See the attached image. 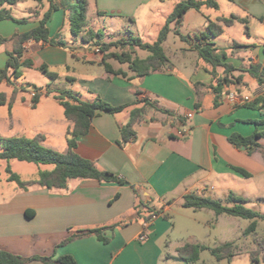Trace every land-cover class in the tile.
<instances>
[{
  "label": "crops",
  "instance_id": "0c3cea01",
  "mask_svg": "<svg viewBox=\"0 0 264 264\" xmlns=\"http://www.w3.org/2000/svg\"><path fill=\"white\" fill-rule=\"evenodd\" d=\"M52 1L57 8L48 21L50 35H60L66 45L35 40L24 42L22 60L32 59L34 65L22 66V76L13 84L2 81L10 87L11 94L9 96L5 91L0 94H6L5 104L11 100L12 108L20 90H25L28 85L33 84L31 89L40 85L36 105L32 103L31 89L28 100L20 97L22 105L33 106L36 110L34 113L28 111V116L37 118L36 122L28 121V129L35 135L42 131L43 144L60 152L69 150L68 140L72 137L70 131L74 122L66 118L64 106L54 96L56 93L68 90L84 101L101 98L114 106L128 104L114 113H98L88 132L77 138L76 147L81 157L92 161L101 170L114 173L123 182L72 178L65 188H47L39 183L23 188L18 184V187H9L8 192L5 186H1L0 249L25 258H57L71 254L78 264H207L203 258L205 250L196 262L180 258L178 247L185 243L174 245L176 218L183 213L181 210L190 209L183 206L184 196L189 193L221 200H226L231 192L249 197L246 181L257 179L260 184L259 180L264 179V111L252 108L248 103L234 106L226 99L229 91L249 95L253 100L264 95V85L247 71L251 64L264 67V44L254 48L241 43L221 45L223 41H233L228 29L236 23L245 24L248 35L249 23L264 24V0L231 1L230 15L246 18L247 23L236 20L226 25L219 19L228 16L216 17L215 22L223 31L217 36L211 35L208 41L214 43L217 53L225 54L223 62L234 66L235 70L227 76L233 81L237 76L242 77L240 82L222 86L217 101L212 88L216 82L209 71L211 65L199 58L195 41H187L183 51L179 50L182 55L176 57L178 61L170 60V67L144 76L127 72L124 63L116 58L118 63L113 64L111 58L107 59L114 69L126 74L118 75L106 69L103 63L105 52L96 44L98 37L86 42L82 38L85 32L76 36L71 32L70 20L66 25L70 0ZM88 1L89 15L91 4ZM94 1L98 15L111 14L134 20L162 10L160 17L164 21L182 0ZM50 6V0H20L6 5L14 19L0 21V37L6 39L0 40V69L6 67L9 52L17 47L18 35L36 28ZM191 10L196 9H190L184 19ZM207 21L208 25L213 20ZM163 25V22L158 24L159 32ZM88 26L86 31L91 29L98 33V28ZM262 39L264 41V35ZM250 51L253 57L247 54ZM242 54L245 57H239ZM41 65H46L57 76L53 78L41 71ZM178 66L188 67L189 74L176 72ZM39 72L42 75H38ZM217 74L225 76V68L219 66ZM247 75L254 80L253 92L240 88L250 86ZM137 91L142 92V100L136 101ZM143 99H149L153 105L146 104ZM141 108L133 124V134L124 141L123 128L130 122L132 111ZM0 119L9 129V136H20L21 129H15L16 125H24L20 116L16 119L11 110L8 117L4 115ZM256 132L261 134L257 139L261 146L251 152L230 141L231 135L248 137ZM234 167L244 168L250 176ZM263 189H257L256 193ZM153 210L159 211L158 218L147 229L148 237L141 241L139 235L143 231L144 219ZM205 210L194 212H207ZM207 214L213 220L216 218V224L223 218L232 220L231 217H236L217 216L214 211ZM192 220L202 221L195 217ZM97 227H105L102 235L106 241L96 234H86L63 243L81 230ZM193 241V244L199 243ZM224 259L215 258L217 262ZM25 264L44 262L35 259L27 260Z\"/></svg>",
  "mask_w": 264,
  "mask_h": 264
},
{
  "label": "trees",
  "instance_id": "16d2710c",
  "mask_svg": "<svg viewBox=\"0 0 264 264\" xmlns=\"http://www.w3.org/2000/svg\"><path fill=\"white\" fill-rule=\"evenodd\" d=\"M20 0H0V21L5 18L14 17L11 15L10 11L6 8V5L16 4ZM41 1V0H38ZM235 1V0H229ZM51 6L43 18L40 20V24L23 34H19L17 38V47L9 52V59L7 61L6 67L0 69V82L7 80L10 83H14L15 79L22 76L21 67H33L34 62L32 59H24V47L23 43L31 40L42 41L46 43L56 44L65 46L66 41L61 38L60 35L51 36L48 27V21L50 19L51 13L57 8V5L50 0ZM203 7L208 8H219L218 0H182L176 4L172 13L167 17L165 24L161 28L158 38L155 42H143L139 38H130L129 44L139 46L140 48L147 50L150 54L144 58H134L133 52H108L109 48L117 46L115 42L106 44L101 43L100 32L96 33L93 30H87L88 22V0H74L73 5H69V20L71 23V32L74 35H80L85 32L82 36L83 40L90 42L97 39L96 44L100 45V49L105 52L103 58V63L106 69L115 74H121L126 76L122 70H116L107 61L109 58H116L121 63H128L131 71L138 76H144L152 71L162 70L164 68L170 67V57L168 56L163 44L167 40L168 35L175 30L182 40L185 41H195L196 49L198 51L199 58L205 60L211 65L209 69L212 74L216 84L212 85L213 91L216 94V101L222 94V86L227 85L231 82H240L241 75L237 76L233 81L227 75L231 74L235 68L233 65L223 62L222 58L225 54L220 55L217 53V49L214 47V43L208 41L212 36H217L222 33L223 28L215 21L209 22L207 25V30L195 35H184L178 28L179 25L183 23L185 14L190 9H196L200 11ZM226 25L233 24L236 20L243 23H247L246 18L238 17L234 14L228 17H220ZM0 40L5 41L6 39L1 38ZM222 66L225 68V76H220L217 74V68ZM40 70L55 78L56 73L50 72L46 65H41ZM252 76H254L261 85H264V67L260 64H251L247 70ZM200 84V83H197ZM18 89V88H17ZM35 90L39 88L34 86ZM15 93V92H14ZM140 91H137L136 101L141 99ZM55 98L64 106L65 116L67 119L74 122V127L70 131L72 137L68 140L69 150L67 152H60L49 148L43 144L45 137L42 134H38L33 138H27L24 136H3L0 134V160H12L17 159L25 162H32L37 164H47L53 165L52 170H44L40 172V176L36 180L23 181L20 179L17 173L13 172L10 167H7L8 180L17 182L21 187L25 188L30 184L39 183L47 188H65L67 187L69 179L72 178H92L99 181L112 182L118 181L123 182L118 176L108 170H101L92 161L81 157L76 152L77 138L80 135L86 134L91 126L92 119L101 111L107 112H117L123 110L128 104L114 106L101 98L89 102L82 100L76 93L68 90H62L56 93ZM38 95L34 98L33 104L36 105L38 102ZM146 104H152L149 99H143ZM7 101V96L5 93L0 94V102L5 104ZM153 105V104H152ZM252 108L264 111V95L256 97L253 101L247 104ZM141 109H135L132 111V117L130 122L123 128V140H128L133 134V124L136 118L141 113ZM164 112L170 113V111L163 109ZM261 136L258 132L254 135L244 137L239 134L231 135L230 141L237 146H244L248 151L255 150L261 145L257 139ZM237 171L241 172L245 176H250L248 171L241 167H234ZM232 205L225 204L223 200L212 198L209 196H203L196 193H189L184 196L183 206L187 208L194 209H211L216 215L228 214L231 216L247 218L251 220V223L245 230V235H250L256 232L258 220H264V214L258 211L245 207L242 203L247 200L246 197L242 195H237L231 192L226 199ZM152 214H158L159 211H151ZM151 215V214H150ZM149 215V216H150ZM147 216L146 218H148ZM105 227H97L88 230H81L73 234L68 239L64 240L63 243L71 240L74 237L83 236L86 234H96L102 240L106 241V237L102 235V231ZM258 249L248 251L251 257V264H260L261 258L260 254L264 251V237L257 242ZM234 243L226 242L219 244L216 247H208L200 243H185L178 247V253L181 259L186 262H196L201 257V252L209 249L211 253L218 259L228 258L231 259L236 255L233 251ZM41 260L44 264H78L74 256L71 254L61 255L57 258L53 256H35L31 258H25L20 255L14 254L7 250L0 249V264H25L27 260ZM264 259V255H263Z\"/></svg>",
  "mask_w": 264,
  "mask_h": 264
},
{
  "label": "rangeland",
  "instance_id": "374dc122",
  "mask_svg": "<svg viewBox=\"0 0 264 264\" xmlns=\"http://www.w3.org/2000/svg\"><path fill=\"white\" fill-rule=\"evenodd\" d=\"M219 8H208L204 7L201 11L191 10L183 23L178 26L181 33L184 35L193 34L195 32H203L206 31L207 19H211L213 21L216 20L218 16H229L231 14L232 3L229 0H218ZM69 4L73 5L74 0H70ZM91 8L90 13L88 15V24L90 27L98 28L97 31L101 34V43H112L115 42L117 46H113L109 48L108 52L116 51L119 53L122 52H133L134 58L144 59L150 53L147 50L140 48L139 46H133L129 44L130 38H139L144 42L153 43L157 40L159 29L158 24L163 22L165 24L166 19L162 21V17H160V13L162 10H157L154 12L152 16L149 17H140L138 19L132 20L130 17L124 16H112L109 15H98L95 13V1L90 0ZM173 10V9H172ZM69 23V18L66 19V25ZM250 34L246 33V25L241 23H236L231 29H228L229 35H231L232 40L231 43L223 41L221 43L222 46L235 45V43H241L247 45L248 47L254 48L256 46H262L264 41L262 36L264 35V24L261 22L254 21L249 23ZM88 26V25H87ZM88 26V27H89ZM170 60L178 61L176 57L181 56L182 53L179 50L183 51V48L187 46V41L182 40V38L175 33V30L168 35L167 40L163 44ZM244 50V49H242ZM244 52V51H243ZM245 54V53H244ZM242 54L239 57H245ZM249 54L253 57V52L250 51ZM195 56V55H194ZM249 57V59L251 58ZM110 62L118 63L115 61V58H111ZM124 67L127 72H133L129 70V64L124 63ZM174 69V67H172ZM177 68V69H176ZM176 72L179 71L182 75L189 74V68L184 66L175 67ZM123 71V70H122ZM38 75H42L40 72ZM45 77V76H44ZM247 81L250 82V86L242 85L240 88L243 91L253 92L251 87L254 82L253 78L250 75L246 76ZM33 85V84H32ZM32 85H28L27 88L25 86V90H20L19 97L17 102L12 104L11 108V100L8 101L7 104H2L0 102V118L5 116H9V112L12 110L15 118L17 119L20 116L23 120L22 126H15V129H21L19 131L20 136H24L27 138H33L36 135L29 128L28 121L36 122L35 116H28V111H36L34 107L27 108L25 104L22 105L23 100L20 98L24 97L26 100L29 98V89L32 88ZM38 88H41L40 85H36ZM5 91L10 96L11 89L6 83L0 82V92ZM10 103V104H9ZM56 106V105H55ZM47 107V106H45ZM52 107V106H49ZM40 119V117H38ZM16 123V121H15ZM9 129H7L6 124L3 123V120L0 119V131L2 135L9 136ZM40 134L42 131H39ZM7 167H10L13 172L17 173L21 180L27 181L30 179H37L40 176V172L44 170H50L54 168L53 165L47 164H37L32 162L20 161L17 159L12 160H0V187L5 186V191L8 192L9 187H18V183L15 181L8 180V172ZM260 184H258L257 179H251L246 181L248 183V190L250 191L249 197H246L247 200L242 204L250 209L260 212L264 214V189L260 191L261 193H256V190L259 188H264V179H260ZM260 185V186H258ZM225 204L232 205L233 203H229L227 200H223ZM194 208H190L189 210H184L182 214L178 215L176 220V228L174 233V245L179 246L183 243H194L193 240L198 241L200 244H204L208 247H215L219 244L226 242H233L234 247L233 251L236 253L235 257L230 259H224L220 262L215 260V256L211 253L209 249H206L203 258L206 260L207 264H251V257L248 251L257 250L258 244L264 237V220L259 219L256 232L250 235H245V230L251 223L250 219L242 218V217H231L223 218L219 224H216V218L211 219L209 214L212 213V210H205L207 212H194ZM197 218L198 220H202L201 223L198 221L192 220L193 218ZM224 217H230L228 215H224ZM171 218V217H170ZM195 241V242H196ZM264 251L260 254L261 263L264 264L263 259ZM217 259V258H216Z\"/></svg>",
  "mask_w": 264,
  "mask_h": 264
},
{
  "label": "built area",
  "instance_id": "2783aa9c",
  "mask_svg": "<svg viewBox=\"0 0 264 264\" xmlns=\"http://www.w3.org/2000/svg\"><path fill=\"white\" fill-rule=\"evenodd\" d=\"M31 97H32V101L34 102V98L37 96L38 91L35 89H31ZM226 99L232 104V105H239V104H246L249 103L251 101H253L252 97L249 95H244L242 93H239L237 91H229L226 94ZM32 102V103H33ZM189 116H191V114H189ZM158 218V214H151L148 218L144 219L143 222V231L141 232V234L139 235V239L141 241L145 240L148 235H147V229L150 227L151 223Z\"/></svg>",
  "mask_w": 264,
  "mask_h": 264
}]
</instances>
